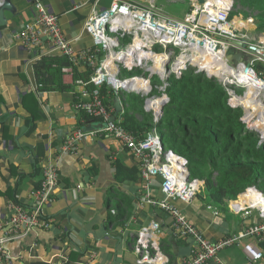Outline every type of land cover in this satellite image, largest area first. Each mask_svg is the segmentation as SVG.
<instances>
[{"label": "built area", "instance_id": "1", "mask_svg": "<svg viewBox=\"0 0 264 264\" xmlns=\"http://www.w3.org/2000/svg\"><path fill=\"white\" fill-rule=\"evenodd\" d=\"M198 1L189 0V12L174 18L154 1L111 0L107 9H93L84 23L83 31L92 38L94 48L75 51L65 38L57 17L49 14L40 0H34L33 19L15 32L13 38L28 51L40 52L39 55L59 54L71 65L86 63L90 67L92 74L87 80L78 78L74 82L78 89L74 111L79 117L87 116L104 125V128L86 133L79 126L65 139L62 152L76 155L80 143L98 135L120 142L138 163L142 202L158 208L169 217L172 237L192 241V254L181 264H210L216 261L220 251L234 246L242 249L247 264H257L264 258V250L260 248V244L264 243V192L249 186L236 199L227 202L231 213L240 215L242 219L254 218V222L216 242L204 237L189 223L185 213L171 203L176 200L190 204L203 188V181L190 179L186 160L171 150H164L156 130L138 139L121 126V121H112L113 110L106 106L101 94L103 86H107L117 97L124 93H139L146 97L144 108L152 113L157 122L162 116L159 112L161 106L169 101L164 94L168 79H180L183 72L191 67L197 73L202 72L221 83L228 105L242 109L241 122L245 129L255 131L259 144L263 143L264 31L251 41L248 34L256 26L253 15L248 13L245 17L236 15L230 18L235 11L233 0H202L201 4ZM194 49L211 52L212 61L224 66L225 72H220L222 77L210 75L197 67L193 59L204 57ZM228 53L233 65L228 64ZM237 55L240 59L236 62L234 57ZM154 56L166 59L157 64ZM181 59H184L182 63ZM256 64L263 69L257 71ZM228 69L231 72H226ZM62 71L68 72L69 68L65 67ZM123 71L136 75L122 78ZM138 82L140 87L134 89ZM154 90L161 93L160 96H152ZM246 100L250 101L245 103ZM156 101H161L158 107L154 105ZM42 175L40 187L29 195L31 207L10 204L9 229L0 239V245L20 239L34 229L51 226L45 208L52 201L58 185L56 164L49 160L43 166ZM154 177L161 179V200L151 195ZM160 231V225L153 221L136 233L132 250L137 256V264H167L168 258L160 250ZM93 262L94 254H91L85 262L78 264Z\"/></svg>", "mask_w": 264, "mask_h": 264}, {"label": "crops", "instance_id": "2", "mask_svg": "<svg viewBox=\"0 0 264 264\" xmlns=\"http://www.w3.org/2000/svg\"><path fill=\"white\" fill-rule=\"evenodd\" d=\"M40 1L49 14L57 17L75 51L94 48L92 38L83 31L84 23L93 9H107L111 0ZM10 2L16 13L5 12L7 25L0 27V239L9 229L10 204L31 207L29 195L40 187L43 166L49 160L57 166L58 185L45 208L51 226L1 244L0 264H78L91 254L93 264H137L133 238L153 221L160 225L159 245L167 264H181L191 256L194 245L190 239L172 237L169 217L142 202L138 163L120 142L98 135L80 143L76 155L62 152L65 139L91 121L74 111L78 93L74 82L78 78L87 80L91 69L86 63L71 65L68 72L62 71L59 81H53L64 89H41L33 66L44 54L28 51L13 38L33 19L34 0ZM260 34L255 26L248 37L253 41ZM104 88V102L114 111L117 96L109 97L111 90ZM121 105L124 112L122 100ZM133 117L141 123L138 115ZM117 120L121 121V116ZM151 195L156 200L163 198L160 177L152 179ZM171 203L213 242L255 220L242 219L227 205L218 208L208 204L199 194L190 204ZM118 210L126 212L110 220L109 214ZM215 262L247 264V258L240 247L234 246L220 251ZM257 264H264V258Z\"/></svg>", "mask_w": 264, "mask_h": 264}, {"label": "trees", "instance_id": "3", "mask_svg": "<svg viewBox=\"0 0 264 264\" xmlns=\"http://www.w3.org/2000/svg\"><path fill=\"white\" fill-rule=\"evenodd\" d=\"M158 0L157 6L167 12L177 2L189 0ZM236 15H253L257 31H264V0H233ZM176 2V3H175ZM240 7V9H238ZM190 9V7H189ZM187 10V13L189 12ZM170 11V9H169ZM69 61L59 54L43 55L33 66V72L43 90L64 89L59 81L62 69ZM256 70H262L259 64ZM216 73L214 69L207 70ZM55 84V86L53 84ZM106 89L101 90V94ZM112 97L113 93H108ZM161 93L153 91L152 96ZM164 94L169 101L155 122L151 112L144 109L145 96L139 93L122 94L126 109L121 114V126L138 139L156 130L164 150H171L186 160L190 179L203 181L199 195L208 204L224 208L227 201L236 199L247 187L264 192V142L259 144L255 131L245 129L241 108H231L225 88L215 78L188 68L180 79L170 77ZM138 115L141 123L133 116ZM83 120H92L87 116ZM126 208L128 205L125 204ZM125 210L109 214V219L123 215ZM264 250V243L260 244Z\"/></svg>", "mask_w": 264, "mask_h": 264}, {"label": "water", "instance_id": "4", "mask_svg": "<svg viewBox=\"0 0 264 264\" xmlns=\"http://www.w3.org/2000/svg\"><path fill=\"white\" fill-rule=\"evenodd\" d=\"M200 4L202 3V0L198 1ZM5 12H9L11 14H15L16 10L10 0H0V27L7 25V18L5 17ZM243 46V45H241ZM240 57L237 55L234 57V60L237 62L239 61ZM202 73V72H200ZM136 93V92H132ZM164 105L160 108V114H163ZM146 112H149L148 109H145ZM123 113V107L121 105V100L119 97H116L114 99V111L111 120L115 121L118 116H120ZM104 128V125L100 124L99 122H96L95 120H91L90 122L86 123L85 127H82V130L84 132H93L98 131ZM210 264H218L216 262H211Z\"/></svg>", "mask_w": 264, "mask_h": 264}, {"label": "bare ground", "instance_id": "5", "mask_svg": "<svg viewBox=\"0 0 264 264\" xmlns=\"http://www.w3.org/2000/svg\"><path fill=\"white\" fill-rule=\"evenodd\" d=\"M237 23H239V24H241V25H245L243 22H241V21H238ZM195 50V49H194ZM198 54H201L204 58L203 59H201V58H199V57H195L194 59H193V63L197 66V67H199V68H201V69H203V70H210V69H216L215 71H216V73L215 72H213L212 74H210V75H219V76H221L222 77V75L220 74V72L223 70L224 72H225V69H224V66L222 65V64H220V63H218V62H214V61H212V59L210 58V54H211V52H208V51H205V50H199V49H196L195 50ZM198 56H200V55H198ZM153 59H155L156 60V62H157V64H159L161 61H163V60H165L166 59V57H164V56H154L153 57ZM184 61V59H181L180 60V63H182ZM226 72H231V69H228V70H226ZM140 82H138V84H136V85H134L133 86V88L135 89V88H139L140 86ZM250 93L252 94V90L250 89ZM251 100V99H250ZM250 100H246L245 101V103L246 102H248V101H250ZM160 103H161V101H156L155 103H154V105L156 106V107H158L159 105H160ZM156 113H158V111H156ZM260 127H261V125H260Z\"/></svg>", "mask_w": 264, "mask_h": 264}, {"label": "rangeland", "instance_id": "6", "mask_svg": "<svg viewBox=\"0 0 264 264\" xmlns=\"http://www.w3.org/2000/svg\"><path fill=\"white\" fill-rule=\"evenodd\" d=\"M132 1H136V2H139V3H145V2H148V1H154V3L156 5L158 4V0H132ZM189 7H190L189 3L188 4H184L182 2H177L176 5H172L171 7H168V9H167L168 11L167 12H169L171 14V17L180 18V17H183L185 15V13L189 9ZM169 9H170V11H169ZM238 9H240V7H238ZM245 32L246 31H244V33ZM227 61H228V64L229 65H233V62H232L231 54L230 53L227 54ZM132 75H136V73H131V72H128V71H123L121 77L122 78H128V77H130ZM154 80H156V78H154ZM156 85H158V84L156 83Z\"/></svg>", "mask_w": 264, "mask_h": 264}]
</instances>
